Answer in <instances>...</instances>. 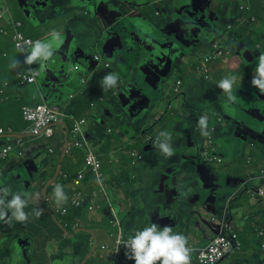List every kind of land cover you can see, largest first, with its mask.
Here are the masks:
<instances>
[{"label": "crops", "instance_id": "0c3cea01", "mask_svg": "<svg viewBox=\"0 0 264 264\" xmlns=\"http://www.w3.org/2000/svg\"><path fill=\"white\" fill-rule=\"evenodd\" d=\"M199 1L203 2V6H205L207 0ZM12 2L13 6L10 0H0V89L4 88L7 81L11 83L8 90L11 95L8 98L0 95L2 98L0 129L5 130V134L0 135V150L11 143L15 144L16 148L1 166L4 173L2 174V170H0V175L2 174L0 189H7L11 193L21 192L26 199L27 195L31 197H29L30 203L28 202L25 208L26 213L29 214L26 223H20L11 218L10 212L4 220H0V239H7V242H0V264L89 263L92 253L85 247L82 240L73 236L74 232L73 237L61 238L58 225L59 217L55 215L57 211L52 210L49 213L43 211L47 199L50 200L48 208L53 209L54 205H58L52 200L54 191L48 195V190L55 180L50 181L49 185L51 186L48 187L45 181L46 174H50L52 177L57 171L59 182L61 179L59 175L64 171L74 174L85 171L83 159L87 151L92 152L101 160L102 171L106 181H109L110 187H113L110 183L115 182L120 185V188L117 189L119 192L115 193L117 194L116 199L112 196L115 195L114 192H109L108 189L104 195L99 194L95 197L94 192L97 191H94L96 183L93 176L83 181L80 187L64 182L66 187L63 192L67 196V201L63 204L65 213L59 214L63 217L74 216L75 226L82 224L78 231L86 229L83 224L96 217H98L96 218L98 223L106 225L103 222L104 218L108 216L113 207L117 209L120 220V222L118 221L119 229L125 237L140 226L149 223L147 217L152 213L153 218L160 222L161 227L169 224L166 219L169 216L173 231L182 233L187 238L188 246L192 249L191 264H198L196 249L206 246L215 237L212 232V222L215 221L213 212L223 210V223L221 222L220 226L226 225L228 219L235 223L233 210L228 211L221 205V202L217 203L216 194L221 190L224 194H230V202L239 196L241 206L251 207L249 218L252 219L253 227L244 231V227L235 223L243 244L241 253H234L219 264H264L261 257L256 254L260 249L264 251L262 247L264 237L257 238V231H264V195L257 193L258 196L251 203H246L243 199L244 191L252 188L264 193V176L262 175L264 169L261 164L254 163V160L263 155V146L259 142L258 144L251 141L252 144L241 143V150L234 147H231V150H225V145H222V149H220L221 144L214 138V131H217L219 137L225 122L222 112L214 110V107L211 106L213 103L210 101L213 100L211 98L212 89L217 87V83L226 75H235L236 84L241 89L250 87L245 73L248 74L249 67L254 68L252 71L254 73L257 64L253 65V51L244 52V50L246 43H252V41L247 39L245 43L236 42L233 44V47L242 51L247 59L241 55H235L236 52L233 51L236 50L232 51L226 46H228V42L232 41L230 34L241 29L242 27H239L241 21L248 19L244 24V29L248 31L245 36L254 35L258 40L254 49L255 54L260 56L261 53H264L262 45L264 44V0H211L208 3L210 13L214 17L213 29L202 33L201 38L196 41L190 39L184 46L178 45L174 54L169 53L166 49L163 50L165 55L172 59L173 73L170 75V80L175 77V80H183L182 93L171 97L166 92L169 88L164 76L166 70H163V66H158L155 58L160 45H167L168 41L175 36V34H168L174 28L166 27H170L172 23L180 19L176 7L179 3H190L189 0H12ZM247 7L249 10H246ZM248 15L254 20H251ZM12 21H21L23 23L22 33L34 41L50 39L48 34L53 28L60 31L63 34L64 42L55 50L53 58L48 61L47 66L51 65L50 69L58 71L55 68L59 69L70 49L75 48V52H78L81 57L79 59L81 62L70 64L67 67L74 68L77 65L79 72L77 71L68 79L63 76L64 71H61L60 74L51 76L47 81L48 76L45 69L38 76L37 82L19 85L18 74L20 72L30 74V68L22 63L23 55L15 46L11 28ZM26 21L29 23L27 24ZM122 24H126L128 30L121 36L125 48L122 51L116 50L111 59H107L101 52L93 50L95 46L89 48L87 39L76 32L79 28H84L88 33L95 30L100 34L109 27L115 28ZM232 29L234 31H231ZM1 30H6V32L2 33ZM130 31H134L139 37V43L134 47L127 45ZM215 43L224 47V56L212 60L211 66L210 63L203 64L208 68V73L204 74L199 69L201 68L200 64L204 63L202 58L212 52ZM96 55L100 57L98 60L100 63L93 66L95 63L87 62L86 59H91V57L94 59ZM14 57L21 61L20 66L15 70L9 67ZM199 57H201V61ZM220 60L223 61L219 62ZM81 63L86 64L87 69L91 70L88 71L82 67ZM163 63L165 62L163 61ZM106 64L109 66L106 67ZM124 64L126 67L132 66L143 74L140 83L133 85L129 82L131 78H125ZM113 65L115 68L112 67ZM36 68L38 70L40 68L37 63ZM110 73L118 74V81L115 87L105 91L101 86L102 80ZM157 73L160 75L158 76ZM185 73L187 74L185 75ZM82 79L86 80L85 84L82 83ZM58 84H64V87ZM102 91L113 94L105 98L101 94ZM219 96L221 95L219 94ZM192 98L195 100L198 110L193 106L188 107V100ZM226 98V95H223L222 100H218L219 108L224 101H227ZM44 103L59 106L60 111L66 116V125L72 126L74 120L86 119L87 124L82 127L81 138L84 146L81 148L82 152L63 156L62 151L65 143L68 141L72 143L74 138L71 135L70 137L65 135L61 126L52 139L31 137L30 139L26 138L23 145H17L20 135L29 127L23 118L22 108L24 106L36 107ZM205 113H207L209 121L214 120L213 124L210 123L208 126L209 134L207 136L201 135L196 127L198 118ZM160 116L169 119L166 132L172 136L171 144L174 149V154L170 158L160 155L153 146L157 136L163 131V124L154 128V135H147L150 138L143 132L151 125V121ZM10 130L13 132L11 133ZM139 136H144L146 143H149L147 152H136L133 147L136 142V140L134 142V138ZM106 141L117 144L113 152H124L127 149L126 158L127 154L136 158L131 163L132 171L127 163L128 159L125 161L121 158L117 160L118 164H115L110 172L107 173L106 169L104 171L102 160L104 152L101 145ZM202 141H205L204 145L213 141L216 153H220L222 157L223 155L232 157L233 154H237L235 159L241 163L240 169L248 171L247 173L243 172L247 175L231 176L223 169H216L207 164L202 155L203 149L200 147ZM122 142H125V145H121ZM32 146L33 150L30 152ZM50 148L54 149V153H50ZM97 148L99 152L96 150ZM137 158L144 163H140L141 161H138ZM254 164L256 167L253 169ZM120 167L121 170L118 172ZM124 167L129 169V175L123 174L126 170ZM21 168L24 170L21 171ZM112 169L115 170L112 171ZM235 170L240 171L238 167ZM215 176H218V180L213 182L214 184H210L211 181L208 185L218 187L206 195L207 191L200 189L199 177L200 179L202 177L212 178L214 181ZM230 177L241 179L242 183L237 185L239 183L230 182ZM250 180L257 183L255 188L252 185V188L243 190L245 187H250L247 184V181ZM84 185L87 187L86 190ZM164 188L174 191L173 196L180 203L171 201L169 205L172 207H168V204L162 199ZM30 191H35V199ZM79 194L82 195L81 201L88 200L89 202H81V206L76 207L73 199L78 198ZM120 194L128 196V202H132V206L138 211L137 213L130 212L129 222L120 219V215L126 213ZM8 199H11V196H8ZM138 199L140 200L138 201ZM41 200L43 202L42 214L37 218L32 213L34 210H41V206L40 209L38 207ZM100 200L105 203L98 204ZM201 200L206 201L203 204L207 210L203 211H207V216L211 217V221L207 220V216L200 217L196 214ZM106 201H111L109 209H107ZM91 205H95L97 208L98 205L100 208L105 207V213L95 210L97 212L94 216L95 211L88 209V206ZM177 205L179 207L175 208ZM149 207L153 208L151 212L147 213L146 210ZM54 217L57 221L54 220ZM32 230L34 241L24 240L27 231L31 232ZM218 232H220V228ZM107 234L106 231L105 238L98 235L100 240H96L100 245L106 244ZM74 240L78 243L73 245ZM260 243L261 245H259ZM92 252L94 254L96 250L93 249ZM31 258L33 260H30ZM95 262L96 264L112 263L109 257L108 260L103 259L99 262L95 260Z\"/></svg>", "mask_w": 264, "mask_h": 264}, {"label": "rangeland", "instance_id": "374dc122", "mask_svg": "<svg viewBox=\"0 0 264 264\" xmlns=\"http://www.w3.org/2000/svg\"><path fill=\"white\" fill-rule=\"evenodd\" d=\"M13 1H15V0H13ZM10 3L12 4V6H13V2H12V0H10ZM14 10V9H13ZM29 21V20H28ZM28 21H26V23L28 24L29 22ZM11 28H12V31H13V34H12V36H13V40H14V36H15V32H14V29H13V26L11 25ZM6 32V30H3L2 31V33H5ZM251 41H252V43H246V45H245V50H244V52H250V51H253V55L252 56H254V63H253V65L254 64H257L258 63V58H259V54H255V48H256V45L258 44V40H256L255 38V36L254 35H251V37L249 36L248 37ZM263 46H264V44H262ZM0 47H1V44H0ZM226 48L227 49H230V50H236V51H233V52H236V53H234L235 55H241L242 57H244L245 59H247V56L242 52V51H240L239 49H237L235 46L233 47V46H226ZM263 49H264V47H263ZM223 60H220L219 62H222ZM203 62V61H202ZM208 65V64H206V63H202V64H200L201 65V67L202 66H204V65ZM37 65H39V63H37ZM210 66H211V63H210ZM39 67H40V65H39ZM113 68H115V65H113L112 66ZM192 67H193V65H192ZM253 67H249V70H248V74H246L245 73V76H246V78H248L247 80H249L248 82L250 83L251 82V80H252V77H253ZM188 72V71H187ZM187 73H185V75H186ZM176 79V77L175 78H173V79H171L170 80V78H166L165 79V81L166 82H168V91H166L167 92V94L171 97V96H175V95H179V94H181L182 93V91H183V85L181 86V91L179 92V93H175L174 92V88H175V84H176V82H177V80H181L182 82H183V80L182 79H177V80H175ZM170 80V81H169ZM236 83H237V81H236ZM241 90V88H240V86L239 85H237V84H235L234 85V94H235V96H236V101H239V102H241V103H244V102H246V103H249V99L248 98H246V97H244V96H242L241 94H239L238 92ZM105 98H107V97H110L111 96V94H113V93H111V92H105V91H102V93H101ZM219 94L221 95V96H219ZM223 95L225 96L226 94L225 93H223L222 92V90L221 89H219V88H217V87H214L213 89H212V92H211V98L213 99V100H210L212 103H213V105H211L212 107H214V110H218V107H219V102H218V100H222V97H223ZM227 97V96H226ZM226 100H227V98H226ZM188 102H189V105H188V107H191V106H193L194 108L196 107L197 108V106L195 105V100H193V98L192 99H189L188 100ZM195 108V109H196ZM227 109H229V110H231L232 111V109H233V111H235V110H237L238 112H240L239 111V109L238 108H234V107H232L231 105H229L228 107H227ZM196 110H198V108L196 109ZM221 110H223L224 111V109H221ZM218 112V111H217ZM16 120V119H15ZM15 120H12V121H15ZM90 120V119H89ZM153 120V119H152ZM210 120V119H209ZM17 121H18V119H17ZM168 121H169V119H167V117H164V116H160V117H157V119H154L153 121H151V125H149L146 129H145V131H150L151 132V135H154V128L157 126V125H159V124H163L162 126H164V128H163V131H167L168 130V126H167V124H168ZM213 121L214 120H212L211 119V121H209V124L211 123V124H213ZM87 124V123H86ZM184 124V123H183ZM186 125V124H185ZM30 128V125H29V127H28V129ZM58 128H60V127H57V129H56V131L58 130ZM144 130H143V132H145ZM263 131H264V129H263ZM215 132V136H214V138L216 139V141L219 139L218 138V136H217V131H214ZM222 134H225V132H222ZM144 136H139L138 138H134V142H135V140H136V142H135V144H137L138 145V142H144L145 143V138H143ZM148 137V136H147ZM55 139V138H54ZM53 139V140H54ZM1 140V139H0ZM52 141V140H51ZM204 142L205 141H202V145H200V147L203 149V151H202V155H203V158L204 159H206V163L207 164H209V165H211V167H214V168H216V169H223L227 174H229V175H231V176H236V177H240V176H243V174H244V176H246L247 174H245V173H247L248 171H245V169H240V165H241V163H239L238 162V160L237 159H235V157L236 156H238L237 154H233V156L232 157H228V156H224L223 155V157H222V155H220V153L219 154H217L216 153V148L214 147V145H215V143L213 142V141H211L208 145H204ZM256 142L258 143H260V144H262V146H263V155H260V157H259V159H257V160H254V163L256 164V165H259V164H261L262 165V167H263V169H264V137H260V138H258L257 140H256ZM63 143H65V141H63ZM258 143V144H259ZM125 145V142H122L121 143V145ZM1 146H2V143H1ZM117 146V144L116 143H114V142H112V143H109V141H106L105 143H103L102 145H101V147L103 148V158H102V160H103V162H104V171H105V169H106V172L108 173V172H110V169L112 168V167H114L115 166V164H118V159L119 158H121L122 160H127L128 159V164L130 165V169H131V171H132V166H131V163H132V161L135 159L136 160V158H134V157H132L131 155H129V154H127V158H126V153H127V149H125V151L124 152H113V150H114V147H116ZM141 146V144H139V146L136 148L137 149V151L138 152H144V148H142V147H140ZM133 147H135V145L133 146ZM231 147H233V146H231ZM2 148V147H1ZM234 148H236V149H239V150H241L242 149V145L241 144H239V145H237V146H235ZM233 148V149H234ZM51 150H52V152H50V153H54V149L53 148H50ZM32 150H33V146L31 147V149H30V152H32ZM97 151L99 150L98 148L96 149ZM99 152V151H98ZM207 153V154H206ZM214 156H217V157H220L221 159H222V162H221V164H219L218 162H216V161H213V160H211ZM146 157V156H145ZM120 159V160H121ZM137 160L138 161H141V160H139L138 158H137ZM110 161H111V163H110ZM115 163H114V162ZM209 162V163H208ZM140 163H144V161H141ZM255 164L253 165V169H254V167H256L255 166ZM215 165V166H214ZM243 165V164H242ZM260 165V166H261ZM2 166V165H1ZM0 166V170H2V174L4 173L3 172V168ZM121 167H122V165H121ZM121 167H120V169L118 170V172L121 170ZM239 168V170L240 171H236L235 169L236 168ZM84 168H85V166H84ZM22 170H24V168H21V171ZM113 170H115V169H112V171ZM243 170V171H242ZM167 172V171H166ZM238 172H241V173H238ZM243 172H245V173H243ZM168 173V172H167ZM1 174V175H2ZM0 175V181H2V176ZM53 175V174H52ZM262 175L264 176V172L262 173ZM9 176V175H8ZM57 176H58V173H57V171L54 173V175L51 177L50 176V174H46V176H45V181H46V184H47V186L48 187H50L51 185H49V182L50 181H52V180H55V183L52 185V187H50L49 188V190H48V192H49V194L48 195H51L52 193H53V191H54V188H55V186L57 185V184H59V185H62L63 186V191H64V189H65V184H64V176H62V173L59 175L60 177L59 178H61L60 179V181L58 182V179H57ZM134 179V178H133ZM173 179H174V177H173ZM93 180H94V182L96 183V187L94 188V191H97V192H99V194H104L103 193V191H102V189H101V186H100V184H99V182L95 179V178H93ZM174 180H176V179H174ZM248 180V179H247ZM57 181V182H56ZM139 181V180H138ZM254 180H250V181H247V184L250 186V187H245V188H243V190H247L248 188H252L251 186L252 185H254V188H255V185L257 184V183H254L253 182ZM109 181H106V178H105V175H104V173H103V177H102V185L104 186V188L105 189H108V191L110 192V191H112V192H114V194L115 193H117V191H116V189H115V187L113 186V187H110V185H109V183H108ZM107 183V184H106ZM87 184V183H86ZM237 185H240V184H237ZM47 187V188H48ZM84 188H85V190L87 189V187L84 185ZM45 190H46V188H45ZM260 190H258V191H255L253 188L252 189H249V190H247V191H244V193H243V199L246 201V203L247 202H249V203H251L252 201H254V199H256V197L258 196L257 195V193L256 192H259ZM31 193H32V196H33V199H35V195H34V193H35V191H30ZM247 192V193H246ZM30 193V194H31ZM253 193V194H252ZM164 194V195H163ZM163 194H162V199L168 204L167 206L168 207H172L171 205H169V203L171 202V201H174V202H176V203H180V201L178 200V199H176V197H174L173 196V194H174V191H172V190H169L168 188H164V191H163ZM116 195L117 194H115V195H112L113 197H115V199H116ZM240 195H241V193H240ZM120 196H121V201H122V204L125 206V210H126V213L125 214H123V215H120V219L123 221L124 219L125 220H127L128 222L130 221V218H129V214H130V212H134V213H137L138 211H136L135 209H134V207L132 206V202H128V196H125V195H123V194H120ZM165 196V197H164ZM29 197H31L30 195L28 196L27 195V201L30 203V199H29ZM216 198H217V203H220L221 202V205H223V207H226V209L229 211V210H233V216H234V222L236 223V224H238L239 226H242V227H244V231L246 230V229H248V228H250V227H253L252 225H251V223H252V219L251 218H249L250 217V212H249V210H250V208L251 207H249L248 205H245V206H241L240 205V203H241V198H239V196L237 197V198H239V199H235L234 201H231L230 202V200H229V198H230V194H224L221 190H220V192H218L217 194H216ZM261 198H263V197H261ZM52 200H53V202H56V197H55V195H54V197L52 198ZM99 200V199H98ZM140 199H138V201H139ZM229 200V201H228ZM50 200L49 199H47V202H46V207L43 209V202H42V200H41V202L40 203H38V207H39V209H40V206H41V210L43 209V211L44 212H51L52 210H54V211H57V212H59L60 214H64V206H63V204H64V202L62 201L59 205H57V206H55L54 205V207H53V209L52 208H48V202H49ZM264 201V200H263ZM83 203H87L88 201L87 200H83L82 201ZM105 203V202H104ZM101 200L98 202V204H101V205H103L104 204ZM110 203H111V201H109V202H107L106 201V206H107V209H109L110 208ZM134 203H136V200H134ZM57 204V203H56ZM174 207V206H173ZM179 207V205H177V206H175V208H178ZM153 207H149V209H147L146 210V212L147 213H149V212H151V209H152ZM231 208V209H230ZM92 209H93V211H95V210H97V211H99L100 213H105V210H106V208L105 207H102V208H100V206H99V208H97L95 205H93L92 206ZM117 209L116 208H114L113 207V209H110V212H109V214H108V216H105V218H104V224H106V225H103V224H100V223H98V220L96 219V218H98V217H96V218H94V219H91V220H89V222L88 223H86V224H83V226H85V228L86 229H84V230H81V231H78V232H76V229H75V232L79 235V237H81V238H84V240H85V242L87 241V243H88V249L90 250L89 252L90 253H92V255H91V258H90V261H89V263L88 264H96V262H95V260L96 261H98L99 262V260H101V259H99V254H100V250L99 249H97L96 250V252L93 254V252H92V250L94 249V246H92V245H90V241L92 242V243H96V239H98L99 237H98V235L100 236V237H104L105 238V233H106V231L108 232V234H107V240H106V244H108V245H110L111 246V244H113L114 243V241H115V239H116V235L115 234H118L119 233V224H118V221L120 222V220H119V216H118V214H117V211H116ZM97 211H95L94 213H93V215L95 216L96 215V212ZM56 212V216L57 217H59V220H60V222H61V224H63L64 222H65V219L64 218H62L61 216H60V214L59 213H57ZM84 213H85V211H84ZM213 216L215 217V221L214 222H212V225H213V230H212V232L214 233V235L216 236L217 235V233H218V230H219V228H220V224H221V222H222V219H223V210H221V211H214L213 212ZM230 216V215H229ZM229 216H227V218H229ZM167 218V217H166ZM168 218H170V217H168ZM84 219V218H83ZM54 220L55 221H57L56 220V218L54 217ZM82 220V219H81ZM85 220V219H84ZM146 220V219H145ZM147 220H148V222L149 223H147V224H144L143 226H140L138 229H135L134 231H132L131 232V234H128V236H126L128 239L130 238V236H132V235H134L135 234V232L137 231V230H141V229H143L146 225H150L151 223H159L158 225L160 226V222L159 221H157V219H154L153 218V213L152 214H150L148 217H147ZM146 220V221H147ZM207 220L208 221H211V217L210 216H207ZM229 221H228V223H225L226 225H229L230 227H234L236 230H237V228H236V224L235 223H233L230 219H228ZM136 222H139V221H136ZM82 223V222H81ZM128 224V223H127ZM249 224V225H248ZM81 225L82 224H79V225H76L77 226V228L79 229V228H81ZM108 225V226H107ZM247 225V226H246ZM165 226V225H164ZM164 226H162V227H164ZM32 227H34L33 225H32ZM109 227V228H108ZM161 227V226H160ZM260 229V228H259ZM221 231V230H220ZM92 232H93V234H92ZM98 233V234H97ZM257 233L259 234L260 233V231L258 230L257 231ZM32 234H33V230L31 231V232H28L27 231V235L25 236V239L24 240H26V241H28V242H30V240H33L34 241V237H32ZM73 234V233H72ZM72 234H70V236H72ZM123 235H124V233H123ZM89 236H91V237H89ZM125 236V235H124ZM241 238H242V236H241ZM257 238H259L258 237V235H257ZM260 239V238H259ZM100 239H98V241H99ZM0 242H7V239H4V240H1L0 239ZM264 242V241H263ZM78 243V241H76V240H74L73 241V245L74 244H77ZM18 244H19V242H18ZM259 245H261V243L259 244ZM260 247V246H259ZM19 248H20V246H19ZM17 250V249H16ZM27 250H29V248H27ZM28 253V252H27ZM125 251H119L118 252V255L121 257V258H123L124 256H125ZM237 254H239V253H241V252H236ZM256 254H257V256H259V257H261V260H262V262H264V251L262 250V249H260L259 251H257L256 252ZM30 260H33V258H31ZM223 261V260H222ZM108 264V263H107ZM123 264V263H122Z\"/></svg>", "mask_w": 264, "mask_h": 264}, {"label": "water", "instance_id": "95a60500", "mask_svg": "<svg viewBox=\"0 0 264 264\" xmlns=\"http://www.w3.org/2000/svg\"><path fill=\"white\" fill-rule=\"evenodd\" d=\"M189 2L190 3L188 4L179 3V5L176 7L178 10L177 12L180 15V19L172 23L170 27H166L174 28V30L168 34H175V38L173 37L170 41H168L167 45L161 44L160 49L157 52V57L155 58L158 66H163V70H166V73L164 74L165 78H170V75L173 73V65L172 59L165 55L163 50L166 49L169 53L174 54L176 53L175 49L178 48V45L184 46L187 42L190 41V39H195L194 41H196L197 39L201 38L202 33L209 32L214 27V17L210 13V6L208 5L211 0H207L205 2V6H203V2L199 0H189ZM76 32L81 37H85L87 39L89 48L95 46V49L93 50L101 52L104 57H107V59H111L116 50L122 51L123 48H125V45H123L122 43L121 36L123 32H128V30L127 25L122 24L117 25V27L115 26V28L109 27L107 30H103L100 34L95 30H92L91 33H88L84 28H79ZM138 43L139 37L135 34L134 31H130L127 45L134 47ZM54 58L56 59V56ZM80 58L81 57L78 52H75V48H71L67 53L66 59L63 60V64L61 65V67L59 69L55 68L58 71H53L52 69H50L49 67H52L51 65L47 66V81L48 79L50 80L51 76L60 74L61 71H64V77L70 79L74 73H77V71L79 72V67H77V65H75L74 68H70L67 66H69L70 64L81 62V60H79ZM86 60L87 62L95 63L93 64V66H97L98 63H100V61L95 60V56L94 59L93 57H91V59ZM163 61L165 63H163ZM81 66L87 69L86 64L81 63ZM87 70L90 71L91 69L88 68ZM157 75L159 76L160 73H157ZM124 76L126 79L131 78L129 82L133 83L134 85L140 83V79L142 78L143 74L139 71H136L132 66H125ZM58 85L64 87V84ZM249 86L250 87L248 88H242L238 92L242 96L248 98L249 103H241L239 101H236L234 104H231L232 107L238 108L240 112H238L237 110L233 111V109L232 111L229 109L226 110L225 104L227 101H224L220 108L218 107V110H220L223 114V121L225 122L222 129L225 134H222L221 130V135H219L218 137V142L219 144H221L220 149H222V145H225V147L223 146L225 150H231V146L235 147L241 143L252 144L250 143L251 141L256 142L258 138L264 137V94H261L257 88H254L251 85V82L249 83ZM221 109H224V111ZM143 148L144 152H147L149 149V143H145ZM210 176H212L211 173ZM206 178L207 177H202V179H200L199 177L198 181L201 185L200 189L207 191L205 193L207 195L217 189L218 186L214 187L213 185H208V183L212 181V183L210 184H214L213 182H216V180H218V176H215L214 181L212 178ZM230 182L241 184L242 180L230 177ZM202 183L204 184L202 185ZM202 196H204V194H202ZM204 202L206 201L201 200L199 202L198 210L196 211V214L200 217H205L208 215L207 211H203L207 210V207L205 206V204H203ZM168 217L169 216H167L166 218L169 223L167 226H171V218ZM221 229L222 226H220V230ZM219 233L220 232H218V234Z\"/></svg>", "mask_w": 264, "mask_h": 264}, {"label": "clouds", "instance_id": "9594fccd", "mask_svg": "<svg viewBox=\"0 0 264 264\" xmlns=\"http://www.w3.org/2000/svg\"><path fill=\"white\" fill-rule=\"evenodd\" d=\"M48 36L50 39L37 40L28 49H19L23 55V64L31 66L34 63H39L40 65L39 71L30 69V74L26 77L29 83H35L36 77L40 76L46 69L48 61L52 58L55 50L64 42L63 34L55 28L49 32ZM20 64L21 61L14 57L9 67L15 70ZM117 81L118 74L110 73L103 78L101 86L107 91L109 88L115 87ZM235 84L236 76L229 74L223 77L216 85L227 96L226 110L229 105L236 102L234 94ZM251 85L257 88L261 94H264V53H261L258 58ZM208 126L209 117L205 113L198 118L196 127L201 135L207 136L209 134ZM171 141V134L162 131L157 136L153 146L160 155L170 158L174 154ZM54 195L58 205L62 201H67L62 185L57 184L55 186ZM8 196H11V199H8ZM27 203V199L23 197L21 192L11 193L7 189H0V220H4L10 212L11 218L20 223H26L29 219V214L25 211ZM41 214L42 210H34L32 213L37 218ZM124 245L127 249L125 255L128 259L134 260L135 264H191L192 249L188 246L187 238L182 233L174 232L171 226L160 227L157 223L146 225L143 229L137 230L134 235L130 236L124 242Z\"/></svg>", "mask_w": 264, "mask_h": 264}, {"label": "built area", "instance_id": "2783aa9c", "mask_svg": "<svg viewBox=\"0 0 264 264\" xmlns=\"http://www.w3.org/2000/svg\"><path fill=\"white\" fill-rule=\"evenodd\" d=\"M243 9V7H241ZM246 10H249L247 7ZM248 17L251 20H254L253 17ZM247 20H242L241 23L239 24V27H245L244 24L247 23ZM13 23L11 24L13 26L15 36H14V43L16 48L19 50L20 48L28 49L35 41L33 39L25 37V35L22 33L21 28L23 26V23L12 21ZM3 30H1L2 32ZM231 31H234L233 29ZM19 46V47H18ZM223 46L219 43H215L213 45V50L209 55H206L203 57V62L208 64L215 58H220L224 56L223 52ZM20 51V50H19ZM95 60H100V57L98 55L95 56ZM106 67L109 65L106 64ZM31 70L39 71L36 68V63L32 64L29 66ZM201 72L204 74L208 73V68L206 66H202L199 68ZM29 74L20 72L18 74V84L19 85H27L31 84L28 82V79L26 78ZM208 77V76H207ZM37 78L35 79V82H37ZM82 83L85 84L86 80L82 79ZM183 85V82L181 80H177L174 88L175 93H179L181 91V86ZM4 88L0 89V95L5 96V90L6 88L11 86L10 82H6ZM72 98V96H70ZM2 102V98L0 97V103ZM23 110V115L25 119L31 123L30 128L27 129L26 131L23 132L22 135H20L19 139L17 140V145H23L25 142V139L28 138L30 139L33 137L34 139H52L55 136L56 129L57 127L61 126L63 127L65 135H68L72 138H74V141L70 143V141L65 143L64 149L62 153L64 155H71L74 151V149H79L81 150L83 146V139L81 138L82 136V127L86 125L87 121L86 119H77L73 121V125L69 126L66 125L65 119L66 116L63 114V112L60 111L59 106H54L50 105L48 103H44L42 105H38L36 107L32 106H24L22 108ZM12 133L13 131L10 130ZM5 134L4 129H0V135ZM211 142V141H210ZM16 145L15 144H10L7 147L3 148L0 150V166L9 158L10 154L15 150ZM50 152L52 150L50 149ZM207 154V153H206ZM135 155V154H133ZM139 157V156H138ZM211 160L218 162L219 164L222 162V159L220 157L214 156ZM84 166L86 168L85 171L78 172L72 179L73 185L76 187H80L83 183L84 180H86L87 173H91L92 176L99 182L101 189L103 193L105 194L106 189L102 185V177H103V171H102V162L101 160L94 155L92 152L87 151L84 154V159H83ZM64 178H67L66 174H63ZM259 195H264L263 191L256 192ZM103 194V195H104ZM253 194V193H252ZM99 195V192H94V196L96 197ZM82 195L79 194L78 198L76 197L73 199V203L76 207L81 206V201ZM92 206H88V209L92 211ZM100 205H98L99 208ZM59 213V212H57ZM65 213V209H64ZM77 228V226L75 227ZM75 231V229H74ZM116 239L113 244L108 245V244H102L100 245L97 241L96 243H92L90 241V245L94 246V250L99 249L100 254H99V259L103 260L106 259L108 260V257L110 258V261L112 262L111 264H135L133 260L128 259V257L125 255L123 258H121L118 255L119 251H127L124 242L128 240L127 237L123 235L122 232L115 234ZM259 238L264 237V231H260L258 234ZM243 244L240 239L238 231L234 227H230L229 225H224L222 226V229L218 235L213 237L209 243L201 248L196 249L197 250V263L198 264H219L222 260L227 258L228 256L240 252L242 250ZM262 247L264 249V244H262Z\"/></svg>", "mask_w": 264, "mask_h": 264}, {"label": "trees", "instance_id": "16d2710c", "mask_svg": "<svg viewBox=\"0 0 264 264\" xmlns=\"http://www.w3.org/2000/svg\"><path fill=\"white\" fill-rule=\"evenodd\" d=\"M246 32H248L246 29H244V27H243V29L241 28V29H239V30H237V31H235L234 33H232V34H230V36H231V40L232 41H230V42H228L229 44H228V46L230 47V46H233V44L234 43H236V42H243V43H245L246 41H247V39H249L248 37L249 36H245V34H246ZM250 37H251V35H250ZM5 87V86H4ZM11 87V86H10ZM10 87H8V88H6V90H5V98H8L9 97V95H11L10 93H8V90L10 89ZM23 111V110H22ZM23 118H24V120L29 124V125H31V123L30 122H28L26 119H25V117H24V115H23ZM144 134L147 136V135H150V136H152L151 135V132L150 131H145L144 132ZM149 137V136H148ZM150 138V137H149ZM150 142H151V140H149ZM145 143H146V141H145ZM139 144H141V146L140 147H142L143 148V144H144V142H138V145L137 144H135V150H136V152H137V147L139 146ZM80 150L79 149H74V152H79ZM128 151V150H127ZM82 152V151H81ZM126 170H124V175H126V174H130V171H129V169L127 168V167H124ZM122 172H123V169H122ZM63 174H66L67 175V178L66 179H64V182H66L65 184H70L71 182H72V178L75 176V174L74 173H71L70 171H64V173ZM92 177V174L89 172V173H87V176H86V178L85 179H90ZM131 183V182H130ZM112 186H114L115 187V189H116V191L117 192H119V190H117L118 188H120V185H117V183H115V182H113V183H110ZM124 185L125 186H127V184L126 183H124ZM125 190H127V189H125ZM62 218H64L65 219V222L63 223V224H61V222H60V220H59V218H58V225H59V227H60V236H61V238L63 239V237H70V234H72L73 232H74V235L73 236H77V238H79V240H82L83 242H84V244H85V247L88 249V243H87V241L85 242V240H84V238H81V237H79V235L76 233V232H78V228H75L76 226H75V223H74V220H76L75 218H74V216H69V215H67L66 217H63L62 215H60ZM72 221V222H71ZM74 229H76L77 231L75 232L74 231ZM72 236V237H73ZM86 255V254H85ZM134 261V260H133ZM135 263V262H134Z\"/></svg>", "mask_w": 264, "mask_h": 264}, {"label": "flooded vegetation", "instance_id": "af4514ba", "mask_svg": "<svg viewBox=\"0 0 264 264\" xmlns=\"http://www.w3.org/2000/svg\"><path fill=\"white\" fill-rule=\"evenodd\" d=\"M201 59V57H199V60ZM203 59V58H202ZM201 61V60H200Z\"/></svg>", "mask_w": 264, "mask_h": 264}]
</instances>
